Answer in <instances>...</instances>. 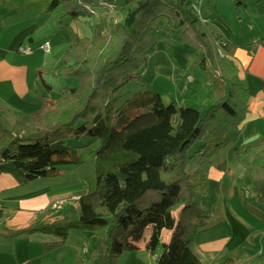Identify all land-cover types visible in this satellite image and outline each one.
Wrapping results in <instances>:
<instances>
[{"label":"trees","instance_id":"1","mask_svg":"<svg viewBox=\"0 0 264 264\" xmlns=\"http://www.w3.org/2000/svg\"><path fill=\"white\" fill-rule=\"evenodd\" d=\"M98 1L52 0L46 12L52 15L65 4L66 14L76 18L84 3ZM106 1L115 5L118 18H100L92 36L72 32V42L51 70L77 84L62 88L61 97L46 106L40 119L19 115L11 126L0 119V173L13 175L20 184L58 174L63 165L81 163L78 147L68 138L89 136L100 140L96 186L79 197L74 212L50 221V211H39L30 227L10 230L6 237L52 234L58 237L47 243L52 248L66 241L70 229L90 231V238L96 235L100 242V264H116L140 250L138 242L149 229L146 250L157 264H202L190 244L210 217L204 165L230 144V132L245 120L252 94L237 80L233 59L220 56L218 45L224 44L230 55L231 44L202 20L193 0H125L119 7ZM234 1L240 5L246 0ZM158 41L192 44L198 51L188 53L189 61L193 58L206 71L218 92L199 100L200 105H176L146 90L118 105L120 90L143 77L147 50ZM0 113L5 109L0 107ZM231 160L246 167L240 179L246 202L264 210V138ZM149 192L159 196L142 206ZM218 264H264V254L242 248Z\"/></svg>","mask_w":264,"mask_h":264},{"label":"crops","instance_id":"2","mask_svg":"<svg viewBox=\"0 0 264 264\" xmlns=\"http://www.w3.org/2000/svg\"><path fill=\"white\" fill-rule=\"evenodd\" d=\"M23 1L25 3L20 5L15 0H0V103L4 105L7 116L11 112L33 115L42 112L43 108L36 109L41 107L42 102L44 106L45 100L51 96L39 94L41 103L35 110L23 106V100H26L36 87L31 72L38 66V59L41 58L39 52L50 54L55 50L57 54L72 42V38L70 40L65 35H59V29L64 28L61 24L71 27L64 20L65 14H62L59 23H55L54 28L49 30L51 17L46 15V8L52 0ZM193 1L202 20L216 26L226 42L231 44V53L227 56L233 59L239 69L237 80L252 94L246 118L235 128L238 136L233 138L231 135L233 141L245 133L241 143L243 150L248 144L264 138V5L260 7L258 4L264 0H256L254 7L250 0L240 5L234 0ZM220 2H226L228 13L224 14L220 10ZM46 16L48 18L42 22ZM95 27L97 25L93 26V30ZM45 41H50L49 51L40 47ZM158 42L149 48L150 60L158 51ZM24 45H30L33 48L32 53H20V47ZM218 46L219 50L224 51L223 44ZM59 58L46 70L44 66H39L38 69V77L42 82L44 80L49 84L46 86L43 82L49 92L52 91V84L45 79L44 72L51 71ZM216 72V75L220 74L219 69ZM142 79L143 86L160 93L163 101H168V104L187 105L189 99L198 101L216 94L219 90V85L208 77L204 83L197 80L192 68H185L174 59L151 62ZM209 87L212 92L205 95ZM99 143H94L95 148ZM79 153L81 156L80 151ZM89 155L95 157L96 149L89 150ZM226 163V160H219L221 175L212 198L209 187V209L208 203L206 204L210 217L190 244L192 252L202 264L221 263L228 257L235 256L242 248L251 254H264V210L246 202V193L241 187L240 179L235 175L231 177L236 184L235 181L234 184L230 182V187L226 188L223 183L224 171H221L226 167ZM60 169V172L64 171L63 168ZM225 171L230 174V170ZM38 179L20 184L13 175L0 173V264L82 263L79 246L77 243L67 244L69 237L52 248H47V243L58 240L52 234L35 232L14 238L6 237L10 230L30 227L38 211L49 206L52 200L65 195L48 182L43 183ZM69 234L75 233L70 231ZM164 236V239H168L169 232L164 231ZM143 238L147 239L145 233ZM82 240L85 241L84 238ZM138 244L140 250L122 256V264H148L149 258L156 262V257L146 250V241L140 240ZM97 250L100 252V249Z\"/></svg>","mask_w":264,"mask_h":264},{"label":"rangeland","instance_id":"3","mask_svg":"<svg viewBox=\"0 0 264 264\" xmlns=\"http://www.w3.org/2000/svg\"><path fill=\"white\" fill-rule=\"evenodd\" d=\"M15 1L17 2V4H20V5H22V3H25L23 0H15ZM112 1L119 7L121 4H123L125 0H112ZM213 1L215 2L217 0H213ZM255 1L256 0H250V3L253 7L256 4ZM84 4H85V7H79L80 12H79L78 18L77 17L73 18L71 14H66V12L68 11V8L65 4H62L58 8V10L52 15L46 14L48 17H51V19L49 20V30L54 28V24L59 23L61 15L65 14L64 20L68 22L71 27L64 26L65 24H61L63 25L64 28L59 29L60 31L59 35L60 36L65 35L67 36V38L71 40L72 32L77 33L79 36H92L94 33L93 26L99 25L100 18L105 17L108 14H110L111 16L115 18H118V14H117L118 11L116 9L114 10V12L110 13L106 8L101 7V6H95L93 8V12L97 13L98 15V17H95L92 14V11L88 8V6H91V4L89 3H84ZM258 4L260 5V7H262L264 5V2L259 1ZM225 5H226V2L219 3V8L224 14L228 13V10L226 11ZM204 6H206V4ZM47 16L42 19V22H45L46 18H48ZM158 45H159L158 51L155 53V55L153 56L151 60L149 59V53H148L149 49L147 50L148 63H149L148 67H150L151 62L155 60L162 62V61H167L169 59H174L175 62L182 64L183 67L192 68L194 77L197 80H200L204 83V81L208 77V74L201 66H199L196 62H194L193 58L190 59V61H192L190 62L187 56L189 52L198 51L192 44H190L188 41H184L181 43H171V42L165 43L164 41H159ZM25 46H28V45H24L21 47H25ZM68 46L69 45H66V47L57 54L55 53L56 52L55 50L50 54H44L42 52H39L41 53V58L38 59V66L35 67L34 70H32L31 72L32 79L34 82H36V87L35 89H33L29 97L26 100H23L24 101L23 106H26V108H32L33 110H35L37 106L39 105V103H41L39 94L51 96L49 99L45 100L44 106L42 102L41 107H38V109H36V110H41V108H43L42 112L39 115H36L38 119L42 118L47 108L46 106L48 104L49 105L52 104V102L56 98L61 97L60 96L61 93L58 95V92L59 90H61V87L64 88L68 84L69 85L77 84L76 79L73 77H67V76H62V75L55 76L51 71H46L44 72L45 79L52 84V91L49 92L46 86H44L43 82L40 80V77H38L39 66L40 67L44 66L45 67L44 69L46 70V68L49 65L53 64L59 57H61L64 54ZM19 52L22 54H28V53H23L22 51H19ZM142 80H143L142 78L134 79L130 81L129 83H127L122 88V90H120V93L118 94L119 96L118 105L123 103L127 99H132L133 97H135L141 92H144L146 90H152V89H147V87L143 86ZM36 90L38 92H36ZM207 90H208L207 93H204L205 95L210 94L212 92L211 87H209ZM163 102L165 104H168V101H163ZM186 104L187 105H192V104L200 105V101L198 100V101L193 102V101H190L189 99L188 103ZM0 107L5 109L4 105L1 103H0ZM24 114L26 113L22 112V113L16 114V113L11 112V113H8V116H7L6 113L4 115L0 113V119L5 120L11 126L16 116L24 115ZM230 133L233 138L238 136L235 129H232ZM243 134L245 135V133ZM243 134L239 138L231 141L230 142L231 144L226 146L216 156H214L215 158H213L212 160H210L204 165L205 169L208 171V174H209V182H210L209 187H210L211 198L215 194V190H216L215 188H217L218 179L221 175V172L219 169L220 165H218L219 160H226L227 162L226 167L222 168L221 170V171H224L223 176L225 177L224 178L225 182L223 183L226 185V188H229L231 183L234 184L235 180L233 181V178L231 177V175H235V177H237L238 179L244 178L245 172H246L245 165L241 163L240 161L231 160L232 157L236 153H238L242 148L241 146L242 139L244 140L245 138ZM93 139L94 138L89 137V136H85V137L78 138V139L68 138L69 144L71 146H77L78 150L81 152V163L79 165H69V166L63 165L61 166V168H63L64 171L58 174H54L48 177L38 179L40 181H43V183L48 182L53 188L63 191V193H65V195H61L58 198L52 200L49 206L41 210V211H44V210L50 211L49 217H48L50 221L56 220L64 216L66 213L74 212L76 210L77 200L79 199V197L82 194L92 191L95 188L96 186V163H95L96 160H95V157H90L89 150H91L92 148L94 150L95 149L97 150V148H95L94 143L95 142L99 143L100 140H95V142H93ZM88 144L90 145L85 146ZM199 144L200 143L198 142L195 146H193L190 152L193 153L199 147ZM198 162H199V158L194 159L191 163V167L196 168L198 165ZM226 169L230 170V174L227 173L228 171L227 172L225 171ZM235 184H236V181H235ZM129 195L130 194H128V196ZM158 196L159 194L157 192H149L148 194H146L145 198H143V202L141 201V205L148 206L151 202L150 201L151 198L158 197ZM75 197H78V199H75ZM126 200H128V197L126 198ZM144 200H146V202H144ZM60 201H63L64 204L54 207V204ZM210 203L211 202H208V207H207L208 209H209ZM70 231L74 232L75 234L70 235L69 234ZM69 233L67 236V238L69 237V241L67 244H72V243L78 244L80 253L82 254L80 256V259L82 260V264H100V256L98 255L99 250H97L99 249L98 247L100 246V242L97 240V236L94 235L90 239V236H89L91 233L90 231H81L78 229H70ZM145 236L147 237L149 236V229L145 232ZM83 238L85 239L86 243H84L85 241L82 240ZM79 240H82V242ZM141 241L145 242L147 241V239L144 240V238H142ZM160 252L161 250H158V253ZM120 260L122 261V257L119 258L116 264H122ZM147 261H148L147 262L148 264H157L154 260H151V258H149V260Z\"/></svg>","mask_w":264,"mask_h":264},{"label":"built area","instance_id":"4","mask_svg":"<svg viewBox=\"0 0 264 264\" xmlns=\"http://www.w3.org/2000/svg\"><path fill=\"white\" fill-rule=\"evenodd\" d=\"M95 6H101V7H104L106 8L110 13L111 12H114L115 10V6L113 3H110L106 0H99L97 2L96 5H91V6H88V8L92 11V14L95 16V17H98L97 13L93 12V8ZM224 45V44H223ZM40 47L42 49H44L45 51H49L50 50V47H51V44H50V41H45L44 43H42L40 45ZM33 48L31 46H25V47H20V51H22L23 53H30L32 52ZM220 56L224 57V56H227V54L223 51V50H220ZM75 199H78V197H75ZM64 202L63 201H60L56 204H54V207H57L58 205H63Z\"/></svg>","mask_w":264,"mask_h":264}]
</instances>
